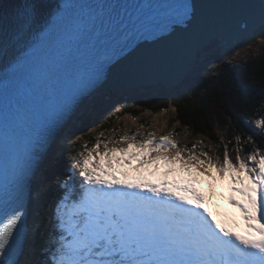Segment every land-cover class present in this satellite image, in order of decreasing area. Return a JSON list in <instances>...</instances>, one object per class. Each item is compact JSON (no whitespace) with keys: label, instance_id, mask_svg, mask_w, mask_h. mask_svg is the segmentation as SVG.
Here are the masks:
<instances>
[{"label":"snow or ice","instance_id":"6c2138e0","mask_svg":"<svg viewBox=\"0 0 264 264\" xmlns=\"http://www.w3.org/2000/svg\"><path fill=\"white\" fill-rule=\"evenodd\" d=\"M158 7L134 48L122 57L99 54L92 70L74 77L22 141L14 130H4L0 118V264H264V150L258 147L247 156L236 148L234 158L227 147L222 156L202 147L197 154V145L180 147L171 134L148 132L137 139L140 133L125 131L120 140L126 147L116 146L115 138H97L72 156L79 188L76 173H62L68 178L59 184L54 211L39 190L33 197L32 178L46 149L65 130L73 134L68 126L74 113L89 120L137 82L199 65L223 46L226 31L264 38V0H161ZM66 11L65 4L25 0L0 14V60L15 62L7 37L30 52ZM141 52L112 86L113 73ZM255 124L264 136V115ZM161 165L182 172L215 169L227 178L229 202L243 227L213 217L190 184L153 183L144 176Z\"/></svg>","mask_w":264,"mask_h":264},{"label":"trees","instance_id":"16d2710c","mask_svg":"<svg viewBox=\"0 0 264 264\" xmlns=\"http://www.w3.org/2000/svg\"><path fill=\"white\" fill-rule=\"evenodd\" d=\"M212 58L220 63L223 61L220 50L215 52ZM190 83L188 90L172 96L171 103L177 111L176 120L182 126L188 127L197 135L207 137L212 142L211 147H202L205 152L222 156L224 148L227 147L234 158L236 148H240L241 155L244 156L257 147L264 150V136L259 135L261 130L255 124V120L264 115V53L249 59L241 68L222 67L219 75H197ZM143 100V95L132 97L129 101L119 100L120 115L126 113L138 115L139 112L135 107ZM167 106L168 102L164 99L155 110L165 109ZM104 114L101 112L89 120L82 121L81 127L75 134L83 136L84 139H77L70 145V156L83 151L85 144L91 147L97 138L102 140L115 138V141H120L124 131L119 127L111 129V126L101 118ZM93 129H96L95 133L92 132ZM219 130L225 133L224 140L221 139ZM101 133L103 136L100 135ZM237 136L241 137V143L237 142ZM249 136L254 143L248 140ZM194 144H178V146L191 148ZM200 148L197 146V154ZM53 169L57 175H62L64 171L67 174H77L71 167V162L69 165L65 158H61ZM67 178V175L61 177L59 184ZM74 181L75 186L79 188L80 180L76 175ZM59 184L57 193L61 192ZM57 193L51 194L52 198L55 197V201Z\"/></svg>","mask_w":264,"mask_h":264},{"label":"rangeland","instance_id":"374dc122","mask_svg":"<svg viewBox=\"0 0 264 264\" xmlns=\"http://www.w3.org/2000/svg\"><path fill=\"white\" fill-rule=\"evenodd\" d=\"M218 50L221 51L223 57V61L221 63L215 61L212 58V55ZM262 53H264V40H259L246 48L235 51L218 48L214 50V52L202 58L199 65L196 66L195 71L180 86L173 88L161 83H154L153 85H145L130 89L122 93L121 96L117 97L116 103L109 106L110 108L106 107L105 109L96 111L93 113L92 117H95L99 113L104 112L105 114L101 118L104 120V122L111 126V129L119 127L124 132L127 131L129 135H134L138 132L141 135L137 138H143V136L148 132H155L157 137L164 134H171V138L175 140L179 145L195 143L200 147H211L212 142L207 137L193 133L188 127L182 126L176 120L177 111L175 106L171 103L172 96L181 91L188 90L191 84L190 82L194 81V78L197 75H219L222 67L241 68L249 59L256 57ZM138 95L144 96L143 102L139 106L135 107L139 112L138 115H133L130 113L120 115L121 105H119L118 101H129L130 98ZM164 99L168 102L167 108L155 110V108L159 107ZM80 115L81 113H79L78 118L74 119L71 125L68 126L72 129V131H77L81 127L83 119L79 118ZM92 132L95 133L96 129H93ZM219 135L222 140L225 139V133L222 130H219ZM72 136L73 134L70 137L68 136V134L66 135L67 139L64 140L65 148L59 150L56 153L57 155H54V157L51 159L50 164L45 166V175L42 180L45 189L43 190L48 189L50 186L54 187L55 184L58 185L59 179L61 177H65V175L63 174L55 176L53 172L54 165L61 158L67 159V163L69 165L71 162L72 167V158L68 157V153L70 152V145L76 142L77 139H84V137L81 135L76 134L75 139H73ZM110 146L112 145L110 144ZM116 146L126 147L127 143L120 140L119 143L116 144ZM101 148H103V145H101ZM74 170H76L77 172L76 178L81 180L78 175V170ZM164 172L165 174H163ZM194 174L198 175V180L191 182L190 185L196 186V184H198V186L202 185L201 188L207 187V192L203 193L202 195H208L211 197L212 194L213 196H216L215 191L218 190L225 194L224 196L220 194V196L218 197V199H221L222 201L225 200L226 197L228 198V195L232 194L229 187V180L227 178L222 179L214 169H191L189 172H182L179 167H177L175 170H170L169 168L161 165L149 168L148 171L144 173V176L153 183H159L165 180H183L186 184H188V180L191 179ZM204 175H206L207 178H205ZM43 190L40 193L41 195H44ZM52 203L53 202L48 203L50 208H52V206L50 205Z\"/></svg>","mask_w":264,"mask_h":264},{"label":"bare ground","instance_id":"6f19581e","mask_svg":"<svg viewBox=\"0 0 264 264\" xmlns=\"http://www.w3.org/2000/svg\"><path fill=\"white\" fill-rule=\"evenodd\" d=\"M18 4H19V0H0V14L7 13L8 11H10L13 7H15ZM154 83L155 82H152L151 84H147V85H153ZM79 113L80 112L74 113L72 120L69 123V126L71 125V123L74 119L78 118ZM67 134H68V131L65 130V132L57 138L56 143L54 145L53 144L49 145V148L43 157L42 164L39 166V169L36 171L35 175L33 176L32 187H33V197L34 198L37 195V190H39V193H41V191L43 189H45V186L43 185L44 183L42 182L43 177L45 175V170H44L45 166L50 164L51 159L56 154L57 147L59 150L62 148H65L64 140L67 139L66 138ZM163 174H165V172ZM197 176L198 175L194 174L193 177L188 180V182H189L188 184H191V182L198 180ZM204 176H205V178H207L206 175H204ZM168 181H170V180H168ZM170 182H174L177 184H186L183 180H172ZM201 186L202 185L198 186V184H196V186H192V187H194L197 190V192L202 196V193L207 192V187L201 188ZM215 193H216V196L212 199L213 200L212 206L215 209L216 215L218 216V220H220L221 222L229 223V224L235 222V223L239 224L241 227H243V220H242V217L240 216L239 210L237 208H235L229 202V196L230 195H228V198L226 197L225 200L221 201V199H218V197L220 196V194L223 196L225 194H223V192L218 191V190H216ZM204 197H206V195L205 196L203 195V198Z\"/></svg>","mask_w":264,"mask_h":264},{"label":"water","instance_id":"95a60500","mask_svg":"<svg viewBox=\"0 0 264 264\" xmlns=\"http://www.w3.org/2000/svg\"><path fill=\"white\" fill-rule=\"evenodd\" d=\"M22 1L23 0H19V4H22ZM208 2H220V0H208ZM256 31L258 32L259 29H257ZM250 35L251 34L239 35L235 31V29L226 31L223 37V46L219 48H222L224 50L235 51V50L246 48L259 40H264V38H261L259 35H255L254 38L250 39L249 38ZM0 40H2L0 41V43H3L5 41V37L1 36ZM7 41L12 42L13 39L11 37H7ZM126 52L127 50H125L123 54H125ZM143 55H144L143 52L138 53L137 56L132 57L130 60L125 61V63L121 64L119 69H117L113 73L112 86L119 84L120 80L125 75V71L129 67V65L137 63L143 57ZM196 66H193L191 64H185L178 71L158 73L147 81L137 82V86L140 87V86H144L147 84H151V82H155V83H161L169 87H173V88L178 87L181 84H183L184 81H186L188 77L195 71Z\"/></svg>","mask_w":264,"mask_h":264}]
</instances>
